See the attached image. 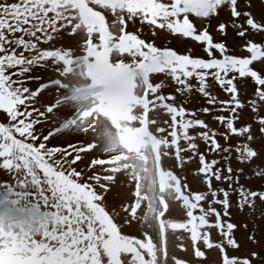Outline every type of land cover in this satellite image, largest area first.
Returning a JSON list of instances; mask_svg holds the SVG:
<instances>
[{"label":"snow or ice","instance_id":"1","mask_svg":"<svg viewBox=\"0 0 264 264\" xmlns=\"http://www.w3.org/2000/svg\"><path fill=\"white\" fill-rule=\"evenodd\" d=\"M165 29L200 42L206 55L187 45L158 47L146 35ZM113 80L130 82L132 111L143 116L177 186L166 214L172 246L186 255L173 264H264V234L257 235L253 216L257 202L264 205V0H0V170L10 178L0 180L4 264L149 261L116 170L93 153V141L48 143L72 126L69 116H59L67 101L87 99ZM166 88L185 101L198 92L208 106H180ZM197 112L218 126L209 128ZM88 130L112 145L107 125ZM197 141L216 155L208 159ZM84 150L93 154L78 168ZM241 178L257 183L245 187ZM237 202L252 223L246 238L236 235L239 221L231 222ZM147 221L145 214L141 227ZM167 260L166 242L161 264Z\"/></svg>","mask_w":264,"mask_h":264},{"label":"rangeland","instance_id":"2","mask_svg":"<svg viewBox=\"0 0 264 264\" xmlns=\"http://www.w3.org/2000/svg\"><path fill=\"white\" fill-rule=\"evenodd\" d=\"M146 35L158 47L170 46L180 51L184 45H187L189 48H194L196 54L201 56L206 55L200 46V42H195L192 38H185L168 32L166 29L158 30L154 36L150 32ZM212 35L215 39H225L219 31H214ZM41 43L43 44V41ZM227 43L231 48L234 41L229 37ZM232 51H239V49H232ZM42 71L34 70L36 75H41ZM43 74L48 75L49 73L44 72ZM72 79L74 78L70 77V80ZM75 83L83 85L85 82L76 80ZM88 83L94 84L96 81L93 79V81ZM30 86L34 87L35 85ZM54 91L55 89L50 88L48 94H54ZM167 91L174 93L176 102L180 106L189 109H199L208 106L206 100L198 92L189 95L187 101H185L180 94L175 93L174 88H166L165 92ZM217 91L219 92L218 100L224 98V93L219 89ZM136 101L137 97L131 91L130 82L121 80H113L107 89L89 92L88 98L82 101H67L66 108L59 111V116L61 118L69 116V119L72 120V126L68 130L53 133L48 143L50 145L64 146L83 140L93 141L92 145H89L92 147L93 153L103 156L116 170V183L122 195L128 201V203L124 204V208H128L130 204L131 222L135 229L139 233H142L139 245L150 254L149 261H144V264H161L165 256L166 242L167 264H173L176 256L183 257L186 255L179 247L172 246L170 229L173 221L166 214L169 194L172 191H176L177 186L170 182L174 180V177L167 167L169 162L161 156L158 142L148 132L146 123L143 122V116L132 111ZM89 114L92 115V119H88ZM197 115L203 116L209 124V128L216 127L219 124L218 121H214L211 117L204 116L202 113L197 112ZM214 115H228V113L216 111ZM73 117L75 119H72ZM137 119L141 120L139 125L135 123ZM165 119L168 118L165 117ZM0 122H5L3 110H0ZM97 123H103L111 130L113 140L110 147L106 148L104 143L97 139L91 130H88L84 134V129H91ZM48 126L47 122L42 123V127L47 128ZM144 126L146 130L142 128ZM163 126L167 128V125ZM194 130L199 132L203 128L198 126ZM190 131L192 130L190 129ZM215 138L218 140V143L223 144V140L219 136ZM197 143L199 150L205 153L208 159L216 155L214 152L207 150L209 146L203 141H197ZM181 146L183 149V142H181ZM93 153H91V150H84L81 163L77 167H83V160L90 159ZM193 159L198 163L197 157ZM8 179L10 178L3 170H0V180ZM184 181L191 183V177H182V182ZM248 182L257 183L254 180L241 178V183H244L245 187H247ZM215 183L216 181L213 178V184L215 185ZM193 188H197V186L193 185ZM197 190L205 189L198 188ZM219 198H222V194L218 196ZM217 207L219 209V205ZM232 212L231 222L236 223L239 221L236 235L246 238L247 233L252 229V223L248 219L247 207L240 210L237 202L233 204ZM261 212H264V205H261L258 201L257 208L253 211L258 236L264 234V215H261ZM145 214L148 215V221L141 227L140 218ZM121 215H125L123 210L121 211ZM245 224H247V229L244 227ZM141 260H143L142 256ZM0 264H4L2 254H0ZM176 264H184V262L181 260L177 261Z\"/></svg>","mask_w":264,"mask_h":264}]
</instances>
